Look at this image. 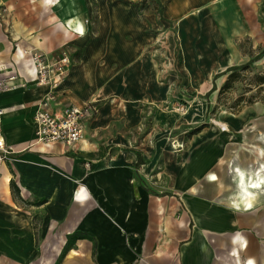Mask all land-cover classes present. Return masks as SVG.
Here are the masks:
<instances>
[{"label":"crops","instance_id":"1","mask_svg":"<svg viewBox=\"0 0 264 264\" xmlns=\"http://www.w3.org/2000/svg\"><path fill=\"white\" fill-rule=\"evenodd\" d=\"M165 2L164 18L176 23V31L166 33L164 51L174 61L164 74L177 82L178 68L190 80L183 97L189 99L188 111L180 118L194 126L204 122L208 104L201 95L189 94L208 91L211 76L241 58L242 41L264 45V0ZM129 4L0 0V78L14 75L17 83L0 94L2 127L13 149L0 162V264H53L70 238L75 245L59 264H255L256 248L245 237L214 234L210 228L253 225L252 201L254 208L264 189V131L258 129L264 124L253 129L254 151L230 128L203 131L188 158L164 151L168 186L183 196L193 216L184 208L177 219L181 202L174 194L140 185L142 180L154 184L161 173L166 144L158 142L151 156L138 153L132 148L149 144L135 130L150 112L154 122H161L160 109L145 101L156 104L169 96L162 82L163 48L161 41L155 43L158 34L137 20ZM64 52L75 53L74 62L50 110L93 100L98 113L87 120L78 148L61 142L28 148L40 100L50 90L34 80L32 56L54 59ZM170 217L172 227L161 228Z\"/></svg>","mask_w":264,"mask_h":264},{"label":"rangeland","instance_id":"2","mask_svg":"<svg viewBox=\"0 0 264 264\" xmlns=\"http://www.w3.org/2000/svg\"><path fill=\"white\" fill-rule=\"evenodd\" d=\"M127 1L130 2V10H135L137 20H144L147 30L151 31V33L158 34L155 39V43H159V41H161L163 48L162 82L167 87V94L169 96L168 98L162 99L160 102H156V104L154 101H152V103H146L145 101V104L155 105L156 108L160 109V112L162 113L161 122H154V115L150 112L147 119H145V122L139 126V129L135 130V134L141 133L142 136L140 137H143L144 135L147 143L149 144V147H133L132 149L136 150L138 153L151 156L154 153H157L158 142L164 141L166 144L165 146H162V161L160 163L161 173L154 177V184H152L151 181L142 180L140 181V185L149 191L151 190L158 193L163 192L162 194H174L177 200L181 202L176 218H182L181 214H184L183 211L185 208L192 220V213L189 211L186 205L187 203L183 200V196L180 193H176V191L171 190L168 186L166 178L164 177V163L166 162L164 151L170 149L176 151L175 155L177 158H188V156H190L192 151L195 149L193 142L196 141V137H201L204 132L210 133V131L212 134L214 132L222 133L229 130V128V133L236 131V133L241 136V144L244 147L249 148L247 145L253 144L254 151L257 143H255L253 139V129L259 127L258 124H264V45L254 46L249 39L242 41V45L240 47L242 53L241 58L229 67L219 69L220 73H214L211 76V88L208 91L197 90L194 91V95L189 94L190 97L201 95L208 104L204 122L194 126H189L185 124L183 119L180 117L185 115L188 111L189 99L183 97L187 94V89L191 86V82L188 78L183 76V71L180 72L178 68H176L179 72V77H176L178 79L177 82L173 80L171 76L164 74L167 69L172 67V62L174 61L173 57L169 56V54L166 55V52L164 51L167 48V40L170 37V35L166 33L176 31V23L174 21L168 23L164 18L167 2H165L166 0ZM154 18L158 20L155 25ZM98 24L99 20L97 18L96 23L94 24L95 32L98 31ZM159 25H161V28ZM173 37L175 39L174 49L178 54L179 41L176 35ZM74 55L75 53H73V56L71 57V64L74 62ZM71 68L72 65L70 70ZM70 70L68 71L66 78L69 75ZM240 118H243L244 120ZM233 124L236 129L233 127ZM226 125L229 126L227 127ZM258 129H262L261 131H264V128L262 127H259ZM258 196L259 197L254 204V208L252 201L253 225L249 224L232 230L219 231L216 228L210 229L217 232L214 234L223 235L238 233L242 235L248 240L250 246L253 245L254 248H256L253 252L255 264H264V189L259 192ZM216 202L223 205L221 201L216 200ZM233 206L235 207V205ZM257 215L260 217L258 221L256 220ZM171 219V217L168 218L169 223L161 225V228L162 226H168V229H170L172 227L171 225H173L172 223L174 222L173 219V222H171ZM195 225L196 223L192 221V224L189 225V227L193 229ZM162 233L164 234V231H162ZM67 243L72 247L75 245V241L72 238H70ZM164 244L165 243H162L160 247H163ZM45 245L46 244H43L39 251L45 249ZM50 248L53 249L52 246H50ZM161 250L163 249L158 251ZM135 252L138 253V251ZM59 257L60 256H58L53 264L58 263Z\"/></svg>","mask_w":264,"mask_h":264},{"label":"built area","instance_id":"3","mask_svg":"<svg viewBox=\"0 0 264 264\" xmlns=\"http://www.w3.org/2000/svg\"><path fill=\"white\" fill-rule=\"evenodd\" d=\"M34 80L39 85L49 86V92L43 96L39 103L34 118V138L28 148L36 144L49 146L55 142L66 144L72 149L85 140L87 120L92 119L98 113V106L93 100L82 105L66 103L56 112L50 110L51 104L56 102V91L60 88L71 67V57L67 53L49 60L38 53L33 54L31 59ZM15 76L0 78V94L7 92L17 86ZM3 110L0 109V162L5 161L13 149L7 144L1 116Z\"/></svg>","mask_w":264,"mask_h":264},{"label":"trees","instance_id":"4","mask_svg":"<svg viewBox=\"0 0 264 264\" xmlns=\"http://www.w3.org/2000/svg\"><path fill=\"white\" fill-rule=\"evenodd\" d=\"M227 71H228V70H227ZM11 187H12V190H13V193H14V194H16V195L19 194V188H18V186L15 184L14 180L11 181ZM71 248H72V246L68 245V243H67L66 246H65V248H64V250H63V252H62L61 258H60V260L58 261L57 264H59V263L62 261V259L66 256L67 252H68Z\"/></svg>","mask_w":264,"mask_h":264},{"label":"snow or ice","instance_id":"5","mask_svg":"<svg viewBox=\"0 0 264 264\" xmlns=\"http://www.w3.org/2000/svg\"><path fill=\"white\" fill-rule=\"evenodd\" d=\"M78 31H82V29H78Z\"/></svg>","mask_w":264,"mask_h":264}]
</instances>
